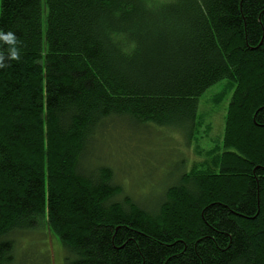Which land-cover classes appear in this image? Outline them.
Segmentation results:
<instances>
[{
    "label": "trees",
    "instance_id": "1",
    "mask_svg": "<svg viewBox=\"0 0 264 264\" xmlns=\"http://www.w3.org/2000/svg\"><path fill=\"white\" fill-rule=\"evenodd\" d=\"M0 31V264L45 220L65 264H264V0H0ZM223 80L216 156L150 208L122 196L107 133L190 141Z\"/></svg>",
    "mask_w": 264,
    "mask_h": 264
},
{
    "label": "rangeland",
    "instance_id": "2",
    "mask_svg": "<svg viewBox=\"0 0 264 264\" xmlns=\"http://www.w3.org/2000/svg\"><path fill=\"white\" fill-rule=\"evenodd\" d=\"M170 1V0H159ZM236 84L223 80L206 90L198 101V116L193 138L170 129L128 131L118 127L108 132L101 145L105 163L114 172L122 196L144 208L157 204L166 187L179 182L193 166L202 168L222 148L226 118ZM107 158V159H106ZM12 264H65L60 239L47 220L34 231L19 235Z\"/></svg>",
    "mask_w": 264,
    "mask_h": 264
},
{
    "label": "clouds",
    "instance_id": "3",
    "mask_svg": "<svg viewBox=\"0 0 264 264\" xmlns=\"http://www.w3.org/2000/svg\"><path fill=\"white\" fill-rule=\"evenodd\" d=\"M0 42L8 45L6 49L8 60L20 59V49L16 47L19 41L17 40L13 32L9 31L5 33L3 31H0ZM4 60H5V55L3 52H0V68L4 67V63H3Z\"/></svg>",
    "mask_w": 264,
    "mask_h": 264
}]
</instances>
